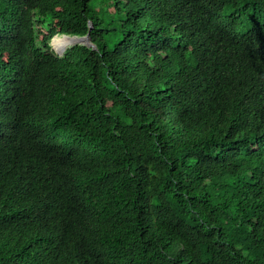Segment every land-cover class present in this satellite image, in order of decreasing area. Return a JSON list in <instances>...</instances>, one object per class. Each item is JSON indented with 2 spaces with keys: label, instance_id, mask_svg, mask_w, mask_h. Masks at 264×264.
Segmentation results:
<instances>
[{
  "label": "trees",
  "instance_id": "16d2710c",
  "mask_svg": "<svg viewBox=\"0 0 264 264\" xmlns=\"http://www.w3.org/2000/svg\"><path fill=\"white\" fill-rule=\"evenodd\" d=\"M0 264H264V0H0Z\"/></svg>",
  "mask_w": 264,
  "mask_h": 264
},
{
  "label": "water",
  "instance_id": "95a60500",
  "mask_svg": "<svg viewBox=\"0 0 264 264\" xmlns=\"http://www.w3.org/2000/svg\"><path fill=\"white\" fill-rule=\"evenodd\" d=\"M91 28H92V24H90ZM66 36H74V37H77L79 38V42L76 43V44H73L71 45L70 47L72 46H75V45H86L88 47H95V44L92 42V39H91V34L90 32L87 33L86 35H67V34H64ZM65 52L63 53H59L60 56L64 55Z\"/></svg>",
  "mask_w": 264,
  "mask_h": 264
},
{
  "label": "rangeland",
  "instance_id": "374dc122",
  "mask_svg": "<svg viewBox=\"0 0 264 264\" xmlns=\"http://www.w3.org/2000/svg\"><path fill=\"white\" fill-rule=\"evenodd\" d=\"M51 45H52V49L54 51L55 54L59 55V51L57 50V48L54 46L53 42L51 41Z\"/></svg>",
  "mask_w": 264,
  "mask_h": 264
}]
</instances>
